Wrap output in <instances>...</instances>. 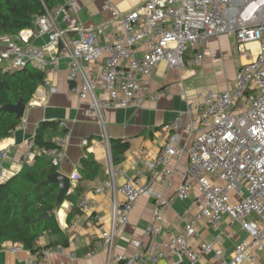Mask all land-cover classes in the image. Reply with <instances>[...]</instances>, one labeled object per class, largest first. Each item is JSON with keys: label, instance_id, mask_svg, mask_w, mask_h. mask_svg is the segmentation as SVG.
<instances>
[{"label": "built area", "instance_id": "obj_1", "mask_svg": "<svg viewBox=\"0 0 264 264\" xmlns=\"http://www.w3.org/2000/svg\"><path fill=\"white\" fill-rule=\"evenodd\" d=\"M117 3L104 0L103 4L118 21L117 31L108 33L107 25L95 29L79 23L74 27L75 36L61 24L78 12L80 0L46 7L33 27L21 31L17 40L0 37V64L11 61L13 68L38 66L47 74L42 86L56 93L59 88L48 75L59 71L62 61L67 60L70 92L88 101L89 113L103 121L105 109L139 108L149 98H158L159 92L151 86L161 62L178 72L202 66L205 54L195 48L210 38L235 36L238 51L250 55L251 60L238 69L234 87L209 89L187 100L186 109L166 124L169 135L156 160L148 163V173L137 170L133 178L119 185L121 170L113 161L106 136L109 178L96 189L97 193L109 190L112 194L109 226L100 227L102 235L97 243L107 252L106 264H199L206 256L212 264H264V0H141L128 12L121 11ZM36 37H46L47 42L36 46L31 42ZM47 52L54 53L50 56ZM28 105L33 106L32 102ZM72 134L66 129L51 147L37 146L29 139L20 156L22 167L38 155L48 157L58 167ZM7 157L8 148L0 150V182L10 179L3 180ZM184 157L188 164L182 182L176 185L172 161ZM73 178L78 180L81 175L76 173ZM157 186L171 193L166 195ZM195 188L198 193L193 204L181 214L182 219L187 213H193L194 218L186 220L183 231L162 236L165 212L177 200L190 198ZM143 196L152 197L155 203L146 228L149 241L145 244L134 239L135 253H119L116 238ZM79 207L87 212L88 200L82 199ZM225 217L248 233L230 258L220 245L225 230L214 241L192 245L190 240L200 237L197 219H207L220 230ZM24 247L10 242L8 249L17 253ZM67 250L63 243L44 247L31 253L27 263L51 264L53 253ZM93 255L94 251L87 254Z\"/></svg>", "mask_w": 264, "mask_h": 264}, {"label": "crops", "instance_id": "obj_2", "mask_svg": "<svg viewBox=\"0 0 264 264\" xmlns=\"http://www.w3.org/2000/svg\"><path fill=\"white\" fill-rule=\"evenodd\" d=\"M140 3L141 0H118L117 4L121 11L128 12ZM103 4L104 0H80L78 12L69 22H64L61 26L70 36L76 35L74 27L79 23L87 28L95 29H101L107 25L105 31L114 33L117 31L118 21L112 13L103 9ZM101 41H104L102 35ZM31 42L36 46H42L47 42V38L36 37ZM232 48L239 54L235 60L236 63L230 60L233 55ZM195 49L205 54L202 66H188L183 72H178L169 70L168 64L161 62L152 76L151 86L152 91L159 92L158 98L156 100L149 98L139 108L105 109L103 121L89 113L88 101H82L70 92L67 81L69 63L63 60L60 70L48 75L50 80L58 86L59 91L51 93L47 87L41 85L30 101L33 106L27 103V111L22 121L26 125L24 127L19 125L9 137L0 142V150L8 148V157L4 161L3 179L8 180L21 170L20 156L26 150L28 140L36 135L44 121L56 122L55 126L49 125L44 129V139L51 140L54 144L60 136L64 135L66 129L72 130L73 134L64 148V156L57 171L72 178L70 193L79 187L81 195L78 207L81 200L86 198L89 210L77 214L71 222L68 221V216L73 209L71 201L66 200L57 211L62 234L46 233L38 241L39 245L45 246L51 241L68 240L66 244L68 250L65 253H53L50 257L51 264H106L107 252L98 247L97 243L102 235L100 227L109 226L112 194L109 190L96 192V189L109 178L110 160L106 136L110 139L128 140L130 144L122 161L115 164L121 170L117 178L119 185L133 178L137 170L148 173V163L156 160L169 135L165 129L166 124L186 109L187 100L209 89L227 90L234 87L238 69L251 60L250 55L238 51L237 41L233 35L210 38L205 44L197 45ZM53 53L47 52L50 56ZM85 141L88 143L85 144ZM87 153H90L102 166V170L93 179L75 180L74 174L79 173L82 176L81 161ZM187 164V157L172 161L175 167L176 185L182 182ZM156 189L166 195L171 193V190L161 186H157ZM197 193L195 188L190 198L177 200L165 212L162 236L169 232L183 231L186 220L194 218L193 213H187L184 219L181 218V214L187 212ZM154 212V199L143 196L134 208L130 221L116 238L117 252L127 255L135 253L136 248L132 244L134 239L148 243L149 236L146 228ZM100 219L102 221L99 222ZM196 226L200 237L190 240L194 247H198L201 241H214L219 233L226 231L223 233L220 245L227 258L231 257L238 243L248 238V233L241 229L240 224L231 223L227 217L224 218L220 230L214 229L204 218L197 219ZM9 244L10 242H6L0 249V264H28L27 258L31 255V250L24 247L19 252L13 253L8 249ZM90 251H94V255L88 257L87 254ZM72 252L75 253V257L71 256ZM163 264L168 263L164 261ZM199 264H212V262L210 257L206 256Z\"/></svg>", "mask_w": 264, "mask_h": 264}, {"label": "trees", "instance_id": "obj_3", "mask_svg": "<svg viewBox=\"0 0 264 264\" xmlns=\"http://www.w3.org/2000/svg\"><path fill=\"white\" fill-rule=\"evenodd\" d=\"M64 0H0V37L17 40L21 31L32 28L37 16L45 8L53 9ZM47 74L38 66L29 64L19 68H6L0 65V108L7 103H15L23 96L29 103L37 89L43 85ZM23 120L16 119L15 114L0 109V142L9 137ZM55 126L56 122L44 121L33 137L40 147H51L54 142L44 139L46 126ZM112 157L115 164L122 161L129 149V141L110 139ZM81 179H93L100 174L102 166L87 153L82 161ZM50 159L38 155L32 163L25 164L22 169L6 182H0V249L6 242H19L29 248L32 253L44 247H50L68 240L51 241L48 245L38 244L40 237L46 233L61 235L63 230L57 218L56 205L59 185L50 183L40 185L48 175L57 171ZM81 190L77 187L66 197L73 203L68 221L82 213L78 207ZM49 213L44 220L37 221L43 213Z\"/></svg>", "mask_w": 264, "mask_h": 264}, {"label": "water", "instance_id": "obj_4", "mask_svg": "<svg viewBox=\"0 0 264 264\" xmlns=\"http://www.w3.org/2000/svg\"><path fill=\"white\" fill-rule=\"evenodd\" d=\"M1 110L8 111L15 114L16 119L23 120L27 111V102L24 97L21 96L15 103H7L0 108ZM72 178L60 171H56L46 178L40 185H48L50 183H56L59 185V193L57 196L56 205L58 207L62 206L66 201L67 195L70 193ZM49 216V213H43L38 218L37 221L44 220Z\"/></svg>", "mask_w": 264, "mask_h": 264}, {"label": "rangeland", "instance_id": "obj_5", "mask_svg": "<svg viewBox=\"0 0 264 264\" xmlns=\"http://www.w3.org/2000/svg\"><path fill=\"white\" fill-rule=\"evenodd\" d=\"M232 57H230V60H232L233 63H236V58L239 56L238 52L232 48ZM165 62V61H164ZM2 67H6V68H13L12 66V62L11 61H7V62H4L3 64H0ZM165 65V63H164Z\"/></svg>", "mask_w": 264, "mask_h": 264}, {"label": "bare ground", "instance_id": "obj_6", "mask_svg": "<svg viewBox=\"0 0 264 264\" xmlns=\"http://www.w3.org/2000/svg\"><path fill=\"white\" fill-rule=\"evenodd\" d=\"M254 47H257V44H254Z\"/></svg>", "mask_w": 264, "mask_h": 264}]
</instances>
